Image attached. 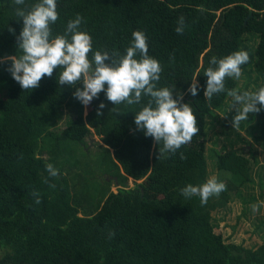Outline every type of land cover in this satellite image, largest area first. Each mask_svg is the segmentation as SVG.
Wrapping results in <instances>:
<instances>
[{"label":"trees","instance_id":"16d2710c","mask_svg":"<svg viewBox=\"0 0 264 264\" xmlns=\"http://www.w3.org/2000/svg\"><path fill=\"white\" fill-rule=\"evenodd\" d=\"M35 2L25 0L26 5ZM57 5L53 34H62L67 21L80 14L93 51L124 54L132 32L143 30L149 54L164 68L158 87L175 86L183 94L200 130L176 154L159 157L153 138L136 130L139 105L121 104L112 112L115 106L101 92L85 107L73 96L75 88L58 85L59 68L39 87L24 91L7 71L10 62L0 64V264H264V242L246 248L215 232L212 213L225 208L233 193L241 197L239 189L253 182L251 160L256 161L258 149L240 133L245 123L233 128L221 118L226 93L214 96L211 104L204 97L211 57L240 49L250 55L242 73L250 79L255 74L256 90L264 86V0H57ZM16 7L14 0H0V58L16 54L22 30ZM180 16L183 34L175 31ZM194 78L200 86L196 96L189 92ZM225 85L238 89V80L226 77ZM66 105L75 115L57 132L53 127ZM208 121L219 125L224 137L215 151V168L227 190L201 206L198 196L185 198L179 190L209 178ZM246 121L249 135L264 142V109ZM92 130L106 146L94 155L86 146ZM180 152L187 158L181 159ZM49 163L59 169L56 178L48 177ZM90 173H102L107 183L94 197L92 185L83 184ZM114 179L117 191L106 196ZM260 184L264 197V180ZM256 229L263 237L264 219ZM111 232L115 236L109 238Z\"/></svg>","mask_w":264,"mask_h":264},{"label":"clouds","instance_id":"9594fccd","mask_svg":"<svg viewBox=\"0 0 264 264\" xmlns=\"http://www.w3.org/2000/svg\"><path fill=\"white\" fill-rule=\"evenodd\" d=\"M14 4L20 6L15 8V15L17 21L22 20V30L16 37V54L0 58V64L10 62L7 71L24 91L39 87L42 78H51L54 69L59 68L58 85L75 88L73 96L85 107L94 98L98 99L101 92L115 106L112 112H118L121 104L139 105L134 117L136 130L153 138L159 148V157L166 153L176 154L199 133L192 104L183 101V94L176 92L175 86L158 87L164 68L149 54L148 37L143 30L132 32V40L124 54L106 48L93 51L92 37L82 29L84 18L80 14L67 21L62 34H53L52 25L59 19L57 0H37L30 5H26L25 0H14ZM185 27V18L180 16L175 31L183 34ZM9 31L14 33L15 30ZM249 60V52L240 49L222 58L212 56L204 71L206 101L211 104L214 96L226 93L232 100L229 111L235 108L233 128L248 120L250 113L257 114L264 109V86L256 91H240L227 89L225 85L226 77L241 78V66ZM199 87L198 80L192 79L190 94L196 96ZM145 97L147 101L142 103ZM104 107L101 102L99 109ZM97 115L103 113L98 110ZM180 158L187 157L180 152ZM46 171L51 178L59 175V169L51 163L46 165ZM48 177L44 183L55 189L56 185L50 183ZM226 190V184L213 175L202 184L189 183L179 191L185 198L198 196L201 206H205L209 198L218 197ZM32 195L36 197L35 203H41L38 192ZM259 207L260 204H253L252 211L257 212ZM114 236L111 232L109 238Z\"/></svg>","mask_w":264,"mask_h":264},{"label":"rangeland","instance_id":"374dc122","mask_svg":"<svg viewBox=\"0 0 264 264\" xmlns=\"http://www.w3.org/2000/svg\"><path fill=\"white\" fill-rule=\"evenodd\" d=\"M246 38H251L250 36H245ZM258 40H256L257 42ZM255 42V43H256ZM255 74H251V79L245 73H242L240 79H238V90L245 91L244 88L248 85L246 90L256 91L257 85L254 83ZM232 100L228 97L226 101V106L224 111L220 112L221 118H224L230 127L232 126V118L236 114L235 108L229 111ZM75 109L69 105L64 106L59 109L60 121L53 127L57 132H61L65 129L68 119H72L75 115ZM87 115V112H85ZM246 128L239 130L242 136L247 140L253 142L258 149L256 154V161L251 160V177L253 182L243 186L239 189L241 197L237 194H232V200L223 209H219L212 213L213 223L217 225L215 232L221 234L227 243L242 244L246 248H256L264 242V235L262 237L261 233H258L257 226L259 221L264 219V197L262 196V186L260 184V179L264 180V142L257 143L248 133V122L243 121ZM256 125L257 122H253ZM208 138H207V158L209 163V178L216 175L215 168V151H220L223 145V135L221 134V128L219 125L214 126L210 121H208ZM86 146L91 149V155L98 153L103 147H106L99 136H97L92 130L86 137ZM242 146V144L240 145ZM249 148V147H247ZM80 154L82 152L79 151ZM245 155L249 156V152L246 150ZM102 173H90L86 175L83 180V184L92 185V197L98 195L101 190V186L107 187V183L103 182ZM105 178V176H104ZM111 179H109L110 181ZM114 183L111 185L113 192L117 191V186ZM101 185V186H100ZM129 187H134V181L129 180ZM108 188L106 196L111 192ZM82 190V185L80 186ZM91 201V200H90ZM253 204H260L259 210L257 212L252 211ZM259 219V220H258Z\"/></svg>","mask_w":264,"mask_h":264},{"label":"water","instance_id":"95a60500","mask_svg":"<svg viewBox=\"0 0 264 264\" xmlns=\"http://www.w3.org/2000/svg\"><path fill=\"white\" fill-rule=\"evenodd\" d=\"M253 13L250 12V14L247 16L246 20H245V24H247L248 20L252 17Z\"/></svg>","mask_w":264,"mask_h":264},{"label":"crops","instance_id":"0c3cea01","mask_svg":"<svg viewBox=\"0 0 264 264\" xmlns=\"http://www.w3.org/2000/svg\"><path fill=\"white\" fill-rule=\"evenodd\" d=\"M115 180V179H114ZM115 182H117V180H115ZM116 184V183H115ZM111 191H112V189H111ZM113 192V191H112Z\"/></svg>","mask_w":264,"mask_h":264}]
</instances>
